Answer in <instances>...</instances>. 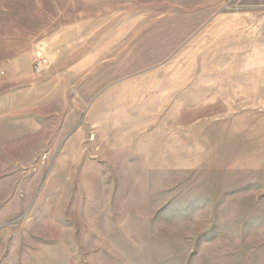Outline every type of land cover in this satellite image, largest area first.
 <instances>
[{
  "label": "rangeland",
  "instance_id": "obj_1",
  "mask_svg": "<svg viewBox=\"0 0 264 264\" xmlns=\"http://www.w3.org/2000/svg\"><path fill=\"white\" fill-rule=\"evenodd\" d=\"M0 264H264V0H0Z\"/></svg>",
  "mask_w": 264,
  "mask_h": 264
},
{
  "label": "built area",
  "instance_id": "obj_2",
  "mask_svg": "<svg viewBox=\"0 0 264 264\" xmlns=\"http://www.w3.org/2000/svg\"><path fill=\"white\" fill-rule=\"evenodd\" d=\"M46 58L41 57L37 62L36 65V70L39 72L41 70H43V68L46 66L47 62H46Z\"/></svg>",
  "mask_w": 264,
  "mask_h": 264
}]
</instances>
